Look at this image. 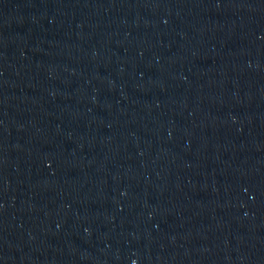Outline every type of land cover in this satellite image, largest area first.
Returning a JSON list of instances; mask_svg holds the SVG:
<instances>
[{"label": "water", "instance_id": "water-1", "mask_svg": "<svg viewBox=\"0 0 264 264\" xmlns=\"http://www.w3.org/2000/svg\"><path fill=\"white\" fill-rule=\"evenodd\" d=\"M0 264H264V0H0Z\"/></svg>", "mask_w": 264, "mask_h": 264}]
</instances>
